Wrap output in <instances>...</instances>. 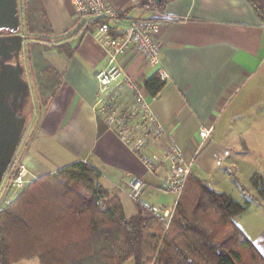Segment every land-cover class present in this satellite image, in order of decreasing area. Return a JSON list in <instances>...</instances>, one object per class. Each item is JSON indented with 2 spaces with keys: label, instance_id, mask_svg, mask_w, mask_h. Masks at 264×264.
Listing matches in <instances>:
<instances>
[{
  "label": "crops",
  "instance_id": "1",
  "mask_svg": "<svg viewBox=\"0 0 264 264\" xmlns=\"http://www.w3.org/2000/svg\"><path fill=\"white\" fill-rule=\"evenodd\" d=\"M38 1L50 27L48 40L66 45L73 55L67 57L55 50L43 54L58 74L59 84L42 112L34 85L38 108L32 118L34 136L24 159L27 168L37 179L85 162L101 173L98 184L119 199L125 215L126 182L130 177L144 184L138 201L147 207L172 209L176 196L162 189L167 164L149 173L98 112L95 74L105 68L106 58L94 32H80L94 18H78L68 0ZM140 1L154 0H106L123 25L137 19L161 21L159 63L150 66L135 51L128 52L121 61L135 83L134 92H124L123 104L129 105L140 96L164 129L159 143L147 145L146 155L159 163L166 152L176 150L184 163L191 165V175L240 204L246 200L242 186L251 202L234 223L264 257V224L250 240L237 221L252 208L264 214V203L251 187L253 175L264 180V170H258V166L249 169L246 158L249 152L264 146V20L246 0H169L161 12L133 8ZM255 1L264 11V0ZM160 70L166 73L167 80L161 91L150 98L145 82ZM98 117L107 127L102 133ZM202 129H211L205 140L200 137ZM38 146L52 147L48 152L36 153H49L45 164L33 161L31 148L39 149ZM49 161L62 164L54 166ZM229 186L236 188L240 200L229 192ZM162 195L172 196L171 207L147 204L149 197ZM135 213L134 206L130 216Z\"/></svg>",
  "mask_w": 264,
  "mask_h": 264
},
{
  "label": "trees",
  "instance_id": "2",
  "mask_svg": "<svg viewBox=\"0 0 264 264\" xmlns=\"http://www.w3.org/2000/svg\"><path fill=\"white\" fill-rule=\"evenodd\" d=\"M168 1H140L133 8L161 12ZM246 1L264 20L261 6ZM22 24L27 40H33L27 46L28 61L44 106L59 84L44 52L72 57L73 51L48 40L51 31L38 0H23ZM102 25L108 22L94 18L80 32L85 35ZM163 86L158 73L144 85L150 98ZM97 121L99 133L107 130L100 117ZM100 179L95 167L76 162L20 191L0 211V264L32 259L38 264H264V257L234 223L251 202L242 186L246 200L240 204L190 174L167 222L138 200L136 213L126 217L119 199L98 184ZM251 187L264 203L263 178L253 175Z\"/></svg>",
  "mask_w": 264,
  "mask_h": 264
},
{
  "label": "built area",
  "instance_id": "3",
  "mask_svg": "<svg viewBox=\"0 0 264 264\" xmlns=\"http://www.w3.org/2000/svg\"><path fill=\"white\" fill-rule=\"evenodd\" d=\"M68 1L78 18L92 16L108 22V25L98 26L94 31V38L106 58L105 68L95 74L98 83L96 95L98 112L149 173H154L160 165L167 164V175L162 180V189L174 194L177 201L191 174V165L185 164L180 154L173 149L166 152L159 163L151 161L146 155V147L149 144L159 143L164 137V129L140 96L137 95L134 102L129 105L123 104L124 99L122 101L124 92L135 91L134 81L122 67V58L128 52L135 51L148 65L156 66L160 59L158 36L161 21L137 19L123 25L117 19L119 14L106 0ZM158 75L162 81L167 80L164 71L160 70ZM210 133L211 129H202L200 137L205 140ZM28 176V171L23 164L9 175L4 194H0V211L8 204L4 200L5 196L16 197L15 193L22 191L33 181ZM126 184L129 191L128 198L132 201L138 200L144 190L143 182L137 177H130ZM174 207L175 205L172 209L152 207V210L169 222Z\"/></svg>",
  "mask_w": 264,
  "mask_h": 264
},
{
  "label": "rangeland",
  "instance_id": "4",
  "mask_svg": "<svg viewBox=\"0 0 264 264\" xmlns=\"http://www.w3.org/2000/svg\"><path fill=\"white\" fill-rule=\"evenodd\" d=\"M16 1V6L18 9V15H19V19H20V24H21V28H20V34L23 37V44H22V48L20 50V54H19V59L15 60L12 59L8 62L9 65L13 66V67H20L22 70V74H21V79L24 83H26L28 85V91L26 93L20 94V95H10L8 97V103L13 105L16 110H17V114L18 117H23L26 119L22 132L20 134V140L16 149V152L13 156V159L11 161V165H10V170L12 172H15V170L17 169V167L21 164H23L27 171H28V177L31 180H34V177H37L34 173L30 172V170L27 168V163L24 162V159L26 157V153H27V148L29 145V142L31 141L32 136H34V132L32 131V128L34 126V122L35 119L33 118V114L34 111L38 108L37 104H36V99H35V95H34V85H35V80H34V72L31 69L30 63L28 61V53H27V46L29 42H33V40H27L26 38V34L25 31L23 29V24H22V7H23V0H15ZM0 34L5 35L6 32L4 30L0 29ZM42 105V103H40ZM40 105V111L42 112L44 110L43 106ZM37 111V110H36ZM39 149H35V147L31 148V153L33 154V161H36L35 159L38 160L39 163L41 164H45L47 163L46 160L47 159L45 156L49 155V153H42L39 154L37 156L36 153L38 152H43L46 151L48 152V149L52 148L51 146L48 147H40L38 146ZM257 151H253V152H249L248 155H246V158L249 159V169H251L253 166H255V168L257 167L258 170H264V146L263 147H257V149H255ZM42 157H39V156ZM51 157V156H49ZM49 159V158H48ZM49 163L54 166H61L62 161H49ZM261 168V169H260ZM247 169V170H249ZM10 171V173H6L3 177V180L0 184V194H2L4 192V187L6 186V184L8 183V178L9 175L12 173ZM31 175V176H30ZM229 192H231L234 196V198L236 200H240V195L238 194L236 188L234 186H229ZM20 192V191H19ZM15 193L16 195L19 193ZM129 191H127L128 193ZM170 193V192H167ZM4 194V193H3ZM2 194V195H3ZM3 197V196H2ZM15 198V196H5V201L10 203L11 201H13ZM144 196L141 198L143 199ZM144 200V199H143ZM149 201H147V204H153V206H158L159 204H164L165 206L171 207L172 203H173V198L172 196H160L159 198H157V196H152L148 198ZM145 201V200H144ZM146 202V201H145ZM124 205H125V211H126V217H131L130 214L131 212H133L134 210V206H135V201L130 200L129 198L124 200ZM6 206V205H5ZM254 208H252L251 210H249L246 215L242 218V220H237L238 222H240L242 224V228L244 229L243 231L246 233V235L248 236V238L250 239L251 237H253L256 234V231L264 224V214H258L255 213L253 211ZM166 221V220H165ZM167 227V226H166ZM251 240V239H250ZM16 264H37V260L36 259H32V260H25V261H21L18 262ZM125 264H134L133 260H129L127 261Z\"/></svg>",
  "mask_w": 264,
  "mask_h": 264
},
{
  "label": "water",
  "instance_id": "5",
  "mask_svg": "<svg viewBox=\"0 0 264 264\" xmlns=\"http://www.w3.org/2000/svg\"><path fill=\"white\" fill-rule=\"evenodd\" d=\"M162 0H154L159 5ZM0 29L8 35L0 36V184L11 165L20 134L26 121L18 117L16 108L8 103L10 95L28 91V85L21 79L20 67L5 65L11 59L18 60L23 44L20 19L15 0H0Z\"/></svg>",
  "mask_w": 264,
  "mask_h": 264
},
{
  "label": "flooded vegetation",
  "instance_id": "6",
  "mask_svg": "<svg viewBox=\"0 0 264 264\" xmlns=\"http://www.w3.org/2000/svg\"><path fill=\"white\" fill-rule=\"evenodd\" d=\"M4 31H5V30H4ZM5 32H6V31H5ZM6 35H8V33H7V32H6V34H5V35H3V34H0V36H6ZM11 60H12V59H11ZM8 62H9V61H8ZM8 62H5L4 64H5V65H9V64H8Z\"/></svg>",
  "mask_w": 264,
  "mask_h": 264
}]
</instances>
